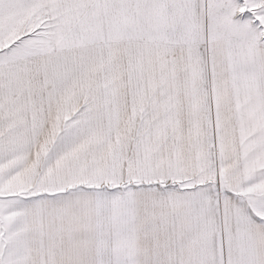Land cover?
Listing matches in <instances>:
<instances>
[{
  "label": "snow or ice",
  "instance_id": "snow-or-ice-1",
  "mask_svg": "<svg viewBox=\"0 0 264 264\" xmlns=\"http://www.w3.org/2000/svg\"><path fill=\"white\" fill-rule=\"evenodd\" d=\"M0 264H264V0H0Z\"/></svg>",
  "mask_w": 264,
  "mask_h": 264
}]
</instances>
